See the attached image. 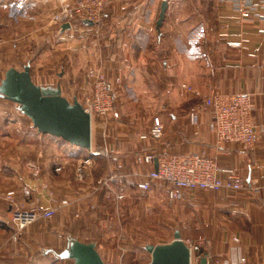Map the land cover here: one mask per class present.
Wrapping results in <instances>:
<instances>
[{
  "label": "crops",
  "instance_id": "1",
  "mask_svg": "<svg viewBox=\"0 0 264 264\" xmlns=\"http://www.w3.org/2000/svg\"><path fill=\"white\" fill-rule=\"evenodd\" d=\"M62 1L0 0V13L5 16L1 28L3 31L6 29V35L15 25L20 26L14 22H20L21 18L32 22H37L41 16L45 19L48 13L60 8ZM163 1L117 0L106 9L104 20L99 26L76 24L66 30L56 28L61 39H67L68 42L71 38V41H77L74 38L76 32L83 34L80 55L76 53L75 58L71 56L74 64L71 68L75 72L78 70L75 63L81 62L84 70L102 71L118 93L120 91L123 94L125 88H130L141 101H166L172 102L173 106L179 102V111L168 117L154 115L144 128L135 129L130 125V132L121 128L118 134L121 138L117 140H104L100 129L94 127L93 132H99L100 140H94L93 136V148L101 152L95 156L89 151L83 153L91 159V171L100 159L113 161L116 166L114 171L129 174L128 186L134 184V189L139 178L133 177V174L147 173L156 167V164H137L136 155L143 152L167 149L177 153L204 152L214 157L219 165L235 168L248 183L245 191L203 190L188 195L185 202L193 203L195 226L201 229L207 239L203 252L209 253V264H221L225 259L232 264H264V0H252L254 12L249 19L242 18L230 2L166 0V18L162 27L157 29ZM23 28L27 34L31 30L35 34L41 33L39 29ZM75 81L77 86L81 85L86 90L87 85L91 84L86 80L83 83L82 80ZM62 82L58 84L63 95L70 100L71 94L75 99L74 88H67ZM185 85L205 95L214 92L249 94L253 106L252 122L258 135L255 150L250 151L235 143L219 144L209 129V110L202 115L199 125H193L188 113L197 98L193 93L191 96L184 95L187 93L183 87ZM88 92H84V97ZM155 117H160L165 125L164 137L161 140H142L140 136L149 130ZM19 131L34 137L35 159L31 163L42 164L44 169L50 156L42 158L39 148L43 139L50 141L54 145L51 148L58 152L71 147L64 141V145L59 146L58 141L61 140L57 138L48 140L32 125L26 131L20 128ZM71 149L70 153L76 151L79 155L83 154L76 148ZM69 157L67 154L59 156L48 171L38 178L28 174L26 168L23 172L14 171V187L19 188L14 202L0 198V264H74L71 260H60L56 255L66 248L69 238L74 236L84 242H94L106 262L122 264L121 258L110 249L109 238L101 237L106 230L104 221L94 216L88 218L92 214L88 209L76 225L72 219L66 218L67 225L50 223L46 229L37 220L20 233L17 241L13 240L15 228L10 220L12 208L22 206L29 210L39 202L43 209L48 210L53 207L47 198L49 191L62 199L76 189L72 186L73 180L68 177L73 167L70 166L72 162ZM12 160L10 165L17 163L15 158ZM58 165L64 167L61 172L56 171ZM75 180H78L76 176ZM155 185L151 197L154 194L161 196L160 185ZM24 186L32 190V198L24 196L21 191ZM63 187H67L66 190ZM126 193L128 195L129 192ZM54 206L59 207V203H54ZM59 210L70 216L68 208ZM179 214L186 224V205ZM90 224L94 225L90 228ZM99 227H102L99 236L93 238V231ZM44 240L47 245L42 248ZM44 249L45 252L41 253Z\"/></svg>",
  "mask_w": 264,
  "mask_h": 264
},
{
  "label": "rangeland",
  "instance_id": "2",
  "mask_svg": "<svg viewBox=\"0 0 264 264\" xmlns=\"http://www.w3.org/2000/svg\"><path fill=\"white\" fill-rule=\"evenodd\" d=\"M51 14L52 12L46 15V20L41 16L37 22L21 18L20 22H14V24H20V26L15 25L12 30L5 35L6 29L3 31L1 28L5 16L0 13V84L9 68L14 67L22 70L30 63L31 75L35 83L43 87L56 88L57 84L63 81L62 83H64L67 88H74V96L80 103H83V94L84 92L90 91L92 83L89 84V86L87 85L88 90H86L81 85L77 86L75 80H82V83L84 80L89 82L90 79L87 77L88 70H84L81 62L75 63L78 67L77 72L71 68L72 65H74L71 56L75 58V54L78 53V55H80L82 51L83 34L79 31L76 32L74 38L77 39V41L74 42L71 41L72 38L69 39V42L67 39H61L60 35H58L59 31L56 30L57 26L51 22ZM21 24H23L27 30L31 28L35 30L39 29L41 33L35 34V31L31 30V33L27 34L26 29H24ZM54 32H56L58 36L56 33L54 34ZM13 44L15 46H12ZM77 45L78 47L75 48L74 46ZM119 93L121 97H119L120 99L110 115L109 130L111 134L110 136L108 135V140H117L121 138L118 136L121 128H124V131L127 132L132 130L131 126H134L135 129L144 128L151 122L154 115H164L168 117L175 113V111H179L180 108L178 106L179 102L176 106H173L172 102L166 101H141L139 97L137 98L134 96V92L132 93V89L130 88L129 90L125 88L123 94L120 91ZM190 94L191 93L187 91L184 95L189 96ZM69 98L71 102L74 101L73 95L69 94ZM184 109L188 110V107ZM31 125L33 126L32 121L21 112L19 104L0 98L1 199L5 198L4 195L8 189L14 187V171L23 172L24 168H26L28 174L32 175V173H34L29 164L35 159L34 152L36 150V145H34V137L23 134V130L26 131ZM19 128L23 133L20 131L18 132ZM34 132L36 133V130ZM46 136L48 140H50L49 138H55L50 135ZM93 136L94 140H100L99 132L96 130L93 132ZM135 138L137 141V137ZM62 142V140L58 141V143H60L59 146L64 145V142ZM52 146L54 145H51V142L46 139H43L41 142V147L39 149L42 151V158L45 155H49L50 157H48L49 160L45 168L46 170L42 164H38V168H41L40 175L43 176V174L48 171L53 161H56L59 156L67 154V156H70V162H72L70 166H73L72 172L69 173L68 177L73 180L72 186L76 187V189L67 197L72 201V204L66 207L71 212L70 216H67L63 210H59L56 212L55 216L49 220H38L44 228L47 229L50 223L59 225L64 224L62 226H65L67 225L66 218L72 219L76 225L79 220L81 222V219H83L86 209L90 205H95L93 209L91 207L89 208L92 214L88 215V218L94 216L95 218L97 217V220L104 221L106 230L101 234V237L107 236L109 238V247L121 258L122 264H148L151 260V255L145 250V246L150 243L166 244L171 242L174 239L176 230L182 232L184 240L196 242L200 238L202 231L195 226L194 206L192 202L189 201V203H187L183 200L171 203L168 201L161 188L159 191L161 196L154 194V196L151 197V192H137L134 189V184L128 189L129 193L128 195L126 193V198L122 201L117 200L115 195L101 184L99 185V191L92 193L94 190L93 187L98 185L100 181L107 180L115 173L114 168H116V166L113 164V161L100 159L99 162L94 164L95 169L93 171H91L90 166H87L89 175L80 182L75 180L77 173H74L73 169L74 166H76V171L78 165L76 163L80 164L86 158V155L84 153L79 155L76 151H71L70 153V150H73L71 149L72 147L65 148V151L59 150L58 152L57 150H53V148H51ZM73 154L74 156H72ZM12 158H15L17 161L14 165H10V162L13 161ZM23 163L25 164L22 167ZM13 167L17 169L13 170ZM118 183L119 182H115L112 185L116 187ZM126 184L129 185V182L126 181ZM66 188L67 187H63L62 189L66 190ZM48 189L50 188L47 187L46 190ZM11 190L16 192V197L19 190L18 186ZM49 193L50 191L48 192L47 198L48 201L51 202ZM184 205H186L188 213L186 224L184 223V219L180 217L181 214H179L180 209H182ZM78 211L81 212L80 218L74 216V213ZM61 219L64 221L61 222ZM90 225L91 228L94 224ZM67 230L69 231V228ZM70 230L72 229L70 228ZM101 230L102 227L95 229L92 233L93 238H97L99 236L98 232ZM64 233L67 234V232ZM45 245H47L46 240H44L42 248H45ZM44 252L45 249L41 253ZM122 253L124 254L122 255ZM198 263L197 260H194L193 264Z\"/></svg>",
  "mask_w": 264,
  "mask_h": 264
},
{
  "label": "built area",
  "instance_id": "3",
  "mask_svg": "<svg viewBox=\"0 0 264 264\" xmlns=\"http://www.w3.org/2000/svg\"><path fill=\"white\" fill-rule=\"evenodd\" d=\"M117 0H63L60 8L52 12L51 22L58 28L64 24L76 25L91 22L89 26H99L103 20L106 9ZM221 3L230 2L241 13V17L249 19L252 15V0H215ZM253 11V12H252ZM92 86L89 93L84 97L82 103L84 109L90 113L92 127L99 128L102 138L107 139L109 135L110 115L114 111L119 100V93L107 79L106 75L99 70L91 69L87 72ZM120 83V80H118ZM185 90L193 93L197 100L190 108L188 116L193 125H199L202 115L209 110V129L216 136L219 144L235 143L246 149L255 150L258 143V135L255 124L252 122L253 106L249 94H223L214 92L212 94H202L191 86H183ZM165 125L160 117H155L149 130L142 134V140H161L165 135ZM67 143V142H66ZM68 144V143H67ZM69 145V144H68ZM77 149V147H75ZM80 149V148H78ZM86 150H81L85 152ZM94 156L100 154L99 150L89 151ZM91 159L85 158L76 168V177L83 180L89 174L87 166H90ZM137 164L154 165L157 167L147 173L137 172L133 177L139 178L136 183L137 192H152L155 184H159L164 195L171 203L183 201L190 194L198 191L219 192L230 190L242 192L248 188L244 176L235 168L221 166L214 157H210L204 152L177 153L170 150L160 152H143L136 155ZM34 173L39 177L41 168L35 163H29ZM64 167L58 165L57 172H61ZM130 178L129 174L114 173L105 181H100L92 193L99 191V185L111 191L117 200L122 201L126 198V192L130 188L126 181ZM119 182L116 187L112 184ZM125 182V183H124ZM24 196L32 198V190L27 186L22 188ZM16 192L10 190L5 198L9 202H14ZM53 207L45 210L39 204L27 210L22 206L12 208L10 220L15 228L13 240L17 241L20 233L29 225L39 219L49 220L53 218L60 208L69 207L72 204L70 199L59 197L53 191L49 193ZM54 203H59L55 207ZM95 205H90L94 208ZM83 215V213H82ZM76 218L81 217V212H75ZM206 237L201 234L196 242L184 240L191 250L192 264L194 260L198 262L204 256L203 246L206 244ZM209 259V253H208ZM221 264H232L225 259Z\"/></svg>",
  "mask_w": 264,
  "mask_h": 264
},
{
  "label": "water",
  "instance_id": "4",
  "mask_svg": "<svg viewBox=\"0 0 264 264\" xmlns=\"http://www.w3.org/2000/svg\"><path fill=\"white\" fill-rule=\"evenodd\" d=\"M168 2L163 1L157 29L166 18ZM92 25L91 22L88 23ZM70 29V24L62 26ZM0 98L19 104L21 112L33 123L37 131L61 139L77 148L91 151L93 147L92 118L82 103L76 98L68 100L60 84L56 88L36 84L31 75V64L22 70L9 68L0 84ZM157 167V162H156ZM145 250L150 253L148 264H192L191 250L184 242L182 232L176 230L174 239L166 244H147ZM60 260H72L74 264H111L99 253L94 242H84L70 237L67 246L56 253ZM199 264H209L208 253Z\"/></svg>",
  "mask_w": 264,
  "mask_h": 264
},
{
  "label": "bare ground",
  "instance_id": "5",
  "mask_svg": "<svg viewBox=\"0 0 264 264\" xmlns=\"http://www.w3.org/2000/svg\"><path fill=\"white\" fill-rule=\"evenodd\" d=\"M77 149H78V148H77ZM78 150H79V153H82L81 150H83V149H78Z\"/></svg>",
  "mask_w": 264,
  "mask_h": 264
},
{
  "label": "trees",
  "instance_id": "6",
  "mask_svg": "<svg viewBox=\"0 0 264 264\" xmlns=\"http://www.w3.org/2000/svg\"><path fill=\"white\" fill-rule=\"evenodd\" d=\"M69 146H71L72 148H75V146H73V145H71V144H69Z\"/></svg>",
  "mask_w": 264,
  "mask_h": 264
}]
</instances>
